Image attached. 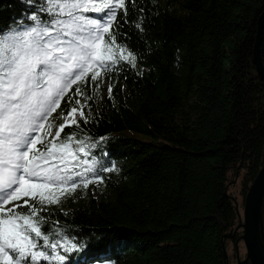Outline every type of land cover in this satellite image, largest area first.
I'll use <instances>...</instances> for the list:
<instances>
[{
  "label": "trees",
  "instance_id": "trees-1",
  "mask_svg": "<svg viewBox=\"0 0 264 264\" xmlns=\"http://www.w3.org/2000/svg\"><path fill=\"white\" fill-rule=\"evenodd\" d=\"M41 6L47 0H0V29ZM126 7L117 42L135 52L136 67L121 62L98 92L88 88V123L74 129L85 147L96 145L81 161L118 170L42 213V230L65 257L50 264H224L237 209L264 166V81L254 64L264 0ZM261 58L264 65V31ZM238 182L239 196L230 194Z\"/></svg>",
  "mask_w": 264,
  "mask_h": 264
},
{
  "label": "snow or ice",
  "instance_id": "snow-or-ice-1",
  "mask_svg": "<svg viewBox=\"0 0 264 264\" xmlns=\"http://www.w3.org/2000/svg\"><path fill=\"white\" fill-rule=\"evenodd\" d=\"M47 4L16 27L0 29V264H50L53 256L64 261L56 254L59 241L50 242V229L42 230L48 222L42 213L90 183H103L100 173L118 170L114 164L95 167V158L81 161L80 154L91 156L96 145L85 147L74 129L88 123L87 89L98 92L101 77L123 70L121 62L136 67L135 52L117 42V16H127L126 0ZM40 13L50 18L43 21ZM136 27L143 31L140 23Z\"/></svg>",
  "mask_w": 264,
  "mask_h": 264
},
{
  "label": "water",
  "instance_id": "water-1",
  "mask_svg": "<svg viewBox=\"0 0 264 264\" xmlns=\"http://www.w3.org/2000/svg\"><path fill=\"white\" fill-rule=\"evenodd\" d=\"M264 31V14L259 20L258 35L254 49V64L260 78L264 81V65L261 58L262 36ZM264 201V166L260 170L257 178L254 180L245 199L244 215H245V239L249 241L258 238L260 229V218ZM238 211V209H237ZM226 258V250H224Z\"/></svg>",
  "mask_w": 264,
  "mask_h": 264
},
{
  "label": "flooded vegetation",
  "instance_id": "flooded-vegetation-1",
  "mask_svg": "<svg viewBox=\"0 0 264 264\" xmlns=\"http://www.w3.org/2000/svg\"><path fill=\"white\" fill-rule=\"evenodd\" d=\"M243 213H244V208ZM264 206L262 207V221L258 231V238L248 241L245 239V218L240 214L233 232L226 238V258L224 264H264Z\"/></svg>",
  "mask_w": 264,
  "mask_h": 264
},
{
  "label": "rangeland",
  "instance_id": "rangeland-1",
  "mask_svg": "<svg viewBox=\"0 0 264 264\" xmlns=\"http://www.w3.org/2000/svg\"><path fill=\"white\" fill-rule=\"evenodd\" d=\"M53 161H51L50 163H52ZM239 189H240V183L238 182V184L237 185H233V186H231L230 187V189H229V193L230 194H233V195H235V196H239L238 195V191H239ZM239 200H241V199H239ZM245 204V203H244ZM237 206H238V204H237ZM245 206V205H244ZM244 206H243V208H244ZM238 208V207H237ZM264 211V210H263ZM262 213V212H261ZM240 214L242 215V216H244V218H245V215H244V213H243V209H242V207L241 208H238V215L240 216ZM261 217H262V214H261ZM262 221V218H260V222ZM263 222H264V220H263ZM245 225V224H244Z\"/></svg>",
  "mask_w": 264,
  "mask_h": 264
}]
</instances>
